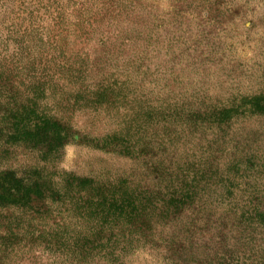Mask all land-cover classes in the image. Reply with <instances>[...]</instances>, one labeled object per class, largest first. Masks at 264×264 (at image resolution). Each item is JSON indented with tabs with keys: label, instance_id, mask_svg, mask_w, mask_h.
I'll return each mask as SVG.
<instances>
[{
	"label": "rangeland",
	"instance_id": "obj_1",
	"mask_svg": "<svg viewBox=\"0 0 264 264\" xmlns=\"http://www.w3.org/2000/svg\"><path fill=\"white\" fill-rule=\"evenodd\" d=\"M0 264H264V0H0Z\"/></svg>",
	"mask_w": 264,
	"mask_h": 264
}]
</instances>
